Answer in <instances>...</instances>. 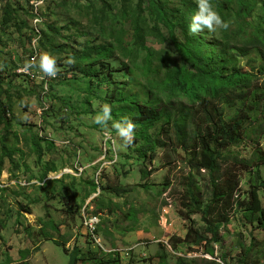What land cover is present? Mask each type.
Listing matches in <instances>:
<instances>
[{
  "label": "rangeland",
  "instance_id": "1",
  "mask_svg": "<svg viewBox=\"0 0 264 264\" xmlns=\"http://www.w3.org/2000/svg\"><path fill=\"white\" fill-rule=\"evenodd\" d=\"M137 3L138 0H0V76L8 90L1 101L10 104L12 110L8 114L12 120L9 131L0 125V157L2 144L8 151L16 150L12 159L4 157L0 174V264H70L69 252L74 247L94 248L82 229L83 212L100 215L97 231L105 249H135L132 259L121 260V264H159L162 249L172 253L170 264H177L178 257L183 255L191 259H217L219 263L224 256L227 264H239L243 248L247 249L254 240L264 244V231L246 224L244 215L237 212L232 223L222 228L221 243L189 249L181 242H185L192 227L202 228L204 223L200 215L189 214L185 206L191 202L183 186L191 171L187 154L179 150L176 163L167 166L159 152L148 170L152 175L143 180L140 173L143 160L135 153L137 138L134 136L131 144L125 143L112 127L117 121L113 118L107 126L94 123L101 105L107 103L115 109L108 99L117 88H127L123 90L127 96L139 94L144 98L147 81L142 67L146 53L137 47L131 21ZM35 6L44 20L42 24H36L31 16ZM5 10L13 14V21L20 20L17 28L14 24L2 26ZM142 13L149 27L153 26L155 20L147 9ZM37 25L46 32L48 25L56 27L60 34L50 32L52 36L48 39L63 47L53 52L45 41L47 37L45 42L37 37L32 44L38 53L47 52L57 60L61 75L49 78L47 84L22 75L19 78L15 72L30 58L29 37ZM158 26L164 39L151 33L148 42L156 52L170 57L173 64L180 63L169 29L161 23ZM180 34L178 29L177 35ZM97 38L98 43L115 47V57L110 63L116 71L111 77L105 70L95 78L74 70L80 50ZM70 57L74 64L66 63ZM242 60L245 64V59ZM122 62L133 71H122ZM36 135L40 138L36 139ZM253 146L248 140L234 146V150L246 155ZM38 148L43 152L41 161ZM47 165L54 166L57 172L43 176ZM233 166L237 171L242 169L236 162ZM250 170H242L245 192L250 190L254 172L260 170L264 177V164ZM195 175L197 181L207 184L206 171ZM167 179L171 182L168 187ZM95 183H99L100 190ZM142 184L148 189L137 187ZM107 186L130 191L116 196L103 191ZM204 192L202 187L203 195ZM110 200L120 206L113 216L107 208L100 207ZM132 206L139 211V224L124 219ZM129 226L137 230L125 232ZM105 230L110 231L108 237ZM65 241L69 255L56 244ZM173 244L178 245L177 254L172 252Z\"/></svg>",
  "mask_w": 264,
  "mask_h": 264
},
{
  "label": "trees",
  "instance_id": "2",
  "mask_svg": "<svg viewBox=\"0 0 264 264\" xmlns=\"http://www.w3.org/2000/svg\"><path fill=\"white\" fill-rule=\"evenodd\" d=\"M175 1L177 2L138 0L131 21L137 47L146 53L142 67L147 81L144 98L139 94L127 96L123 91L127 88L119 87L108 100L115 107L111 109L113 119L120 121L127 117L139 128L134 133L139 141L135 153L143 160L140 170L143 180L152 175L148 170L159 157V152L164 155L167 166L176 163V157L180 156L179 150L187 154L191 171L185 177L183 186L191 202L185 206L189 214L200 215L204 223L202 228L192 227L185 242H181L191 249L203 247L207 243H221L222 228L232 223L237 212L244 215L246 224L264 231V177L261 171L252 175L248 192L242 188V170L264 164V0H210L214 10L225 21L231 22L230 27L227 30L218 29L215 33L205 30L199 34H191L188 30L191 16L196 10L195 0ZM145 9L150 18L155 20L151 27L142 13ZM31 16L34 19L42 18L39 12L34 13V9ZM13 17V14L5 10L2 26L14 24L17 28L20 20L13 21ZM160 23L169 29L180 63L173 64L170 57L156 52L148 42L147 37L151 33L164 39L158 26ZM23 24L27 26V23ZM178 29L180 35H177ZM47 30L48 32L38 33L33 29L29 40L32 43L38 37L39 41L42 39L43 42H48L53 52H58L63 48L62 45L48 38L52 36L50 32L57 36L60 32L51 25H48ZM44 37H47L45 41ZM99 41L98 38L89 41L80 50L74 70L83 76L95 78L105 70L111 77L116 71L110 63L115 57L114 45L98 43ZM35 53L38 54L31 48L30 58ZM242 59H245V64ZM122 66V71H133L127 63L122 62ZM39 74L35 75V79ZM21 75L27 76L17 74L19 78ZM57 75L60 76L61 73L58 72ZM1 78L0 76V125H4L5 130L9 131L12 120L8 118V114L12 110L10 104L1 101V97L8 94ZM27 78L31 80V76ZM130 79L127 75V80ZM47 83L48 81H43V84ZM35 138L40 137L36 135ZM248 140L254 145L251 152L245 155L234 150V146ZM34 144L37 147V142ZM1 149L0 174L4 157L12 159L16 153V150L8 151L4 144ZM37 153L41 161L43 152L38 148ZM233 162L240 164L242 169H234ZM203 171L207 174L205 186L202 181L196 180L195 175ZM52 172L57 170L54 166L47 165L43 176ZM170 184L167 179L165 186ZM137 187L148 189L145 184ZM202 187L205 188L204 195ZM102 189L116 196L130 191L129 188L109 186ZM100 207L107 208L110 216L120 209L112 200ZM113 207L116 208L115 211ZM138 212L132 206L124 214V219L139 224ZM136 228L129 226L125 232L135 231ZM104 233L108 237L110 231L105 230ZM66 243L67 241L56 244L62 246L68 254V250H65ZM174 249L178 250V245L175 244ZM94 250L92 247H74L69 252L70 264H120V260L112 255ZM209 252L214 253L213 249ZM158 256L160 264H170V254L167 251L160 252ZM239 259V264H264V244L259 245L254 240L247 249L243 248ZM216 261L180 257L177 264H219ZM220 262L227 264L224 256Z\"/></svg>",
  "mask_w": 264,
  "mask_h": 264
},
{
  "label": "clouds",
  "instance_id": "3",
  "mask_svg": "<svg viewBox=\"0 0 264 264\" xmlns=\"http://www.w3.org/2000/svg\"><path fill=\"white\" fill-rule=\"evenodd\" d=\"M195 4H196V10L191 16V22L189 24V29H188L191 34H199L201 32H204L205 30H207L210 33H215L218 29L227 30L230 27L231 22L225 21L220 16V14L216 10H214L210 0H195ZM38 12H39V8L38 6L37 7L35 6L34 13L38 14ZM34 20L36 24H39V23L42 24L43 22V18L41 17H36ZM35 29L37 30L38 33L40 32L38 25ZM35 41H36V38L33 40L31 45L35 43ZM31 48H33V45ZM33 49L38 52L36 48H33ZM66 63L71 65L75 63V60L70 57L67 59ZM36 69H38L39 72ZM0 70H2V67H0ZM17 72L19 74H25L27 76H31V80L35 79V75L37 73H40L38 78L35 79V81L38 80L39 82L43 83V81L45 82L48 81L49 78H56L59 72V68L57 67V60L54 56H52L51 54L47 52H40L38 54L35 53L34 56L26 60L22 68L18 70ZM110 120H112L111 106L107 103H104L103 105L100 106V112L94 117V123L101 125V126H107L108 121ZM112 127L115 129L117 135L125 143L131 144L133 142L136 125L131 119L124 117L120 121L113 122ZM110 141H113V138H111ZM95 185L97 186V190L101 189L99 183H95ZM95 218L97 220V223H96L95 229L92 234L86 229L85 222L88 221L89 219H95ZM100 221H101L100 215L95 214L93 216H90V215H86L83 212L82 229H85L87 236L89 237L90 243L94 247L93 249L97 251L100 250L103 253L112 255L114 258L120 260V264H121V260H126V259L131 260L132 259L131 256L134 253L132 250L134 248H127L126 250H124V249H119V248L105 249L103 247V239L99 236L97 232ZM170 246L172 247V252L177 254L179 250L174 249L175 244L170 245ZM163 251H167L169 254H172L167 249L166 250L162 249V252ZM187 256L188 255L186 256L183 255V258H188ZM81 264H84V263H81ZM86 264H91V263L87 262ZM219 264H221V262Z\"/></svg>",
  "mask_w": 264,
  "mask_h": 264
},
{
  "label": "built area",
  "instance_id": "4",
  "mask_svg": "<svg viewBox=\"0 0 264 264\" xmlns=\"http://www.w3.org/2000/svg\"><path fill=\"white\" fill-rule=\"evenodd\" d=\"M96 223H97L96 218L95 219H89L88 221L85 222V227L90 233L93 234Z\"/></svg>",
  "mask_w": 264,
  "mask_h": 264
}]
</instances>
